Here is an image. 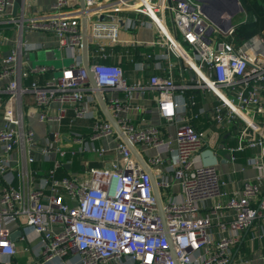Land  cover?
I'll return each instance as SVG.
<instances>
[{
    "label": "built area",
    "instance_id": "obj_1",
    "mask_svg": "<svg viewBox=\"0 0 264 264\" xmlns=\"http://www.w3.org/2000/svg\"><path fill=\"white\" fill-rule=\"evenodd\" d=\"M84 1L85 10L74 0H55L48 12L19 18L10 12L13 0H0V23L16 24L19 30L15 39L0 36V257L17 254L11 236L21 228V239L31 229L40 243L35 264H72L69 256L74 255L79 258L74 264H264V254L255 261L236 260L233 251L240 233L264 217V31L237 45L230 8L211 7L213 21L204 11L209 0ZM83 11L98 53L90 63L98 88L121 131L144 147L140 151L151 172L92 109L94 88L79 60ZM129 12L147 20L120 15ZM146 22L162 38L151 44H169L193 70L189 82L177 83L170 68L151 75L145 86L130 85L122 65L109 60V44H135L122 40L121 28ZM31 31L52 33L70 63L57 70L31 66L27 55L36 47L25 38ZM216 32L226 39L216 42ZM143 88L155 93L161 118L176 123L173 134H163L155 124L138 126L128 115L129 104L117 93H143ZM192 88L207 89L217 98L209 111L219 127L240 123L238 142L221 144L232 163L239 153L254 150L247 163L260 173L253 180L230 190L218 166L205 164L210 140L193 123L198 114L186 113L185 94ZM77 119L91 120L86 132L50 131L53 138L36 137L35 122L61 126ZM110 152L114 157L107 161ZM88 156L102 165H92ZM66 164L78 165L79 171L59 173Z\"/></svg>",
    "mask_w": 264,
    "mask_h": 264
},
{
    "label": "crops",
    "instance_id": "obj_2",
    "mask_svg": "<svg viewBox=\"0 0 264 264\" xmlns=\"http://www.w3.org/2000/svg\"><path fill=\"white\" fill-rule=\"evenodd\" d=\"M55 0H24L23 6L18 8L17 14L13 15L12 7L10 6V12L13 16L21 17V13H24L25 17L36 16L39 14H44L50 10L51 4ZM74 5L80 7L79 0H74ZM123 17L131 16L141 19H146L144 16L136 13H122L120 14ZM247 18V17H246ZM107 20L110 18L106 17ZM147 20V19H146ZM242 22V21H241ZM238 23L237 25L241 24ZM81 23V20H80ZM120 25H124V22H120ZM19 33L18 27L16 24H2L0 23V36H8L10 39L17 38ZM120 37L122 40L134 41L135 44L118 42L117 44H109L107 46V51L111 52L110 61L120 63L124 69L125 78L130 85L140 84L145 86L148 84L149 77L153 74H163L170 70L177 83L183 84L184 82H189L190 78L193 77L194 72L190 69L183 60L176 54L169 44H156L152 45L154 41H158L161 36L158 33L157 28L154 24L146 22L144 25H137L134 28L126 29L124 27L120 30ZM25 38L32 41L36 48L30 50L27 55L28 63L32 65L50 64L53 68L60 69L67 62L68 57L67 53L64 50L58 48L56 39L54 35L46 31H31L25 33ZM38 44H43V46H37ZM178 49L185 55L187 60L189 59L187 54L182 50L180 46ZM57 51L60 53V62L56 63H47L49 60L55 61L58 58ZM42 53V54H40ZM149 53L157 54L158 57L150 58L147 55ZM96 44L90 40L89 42V64L92 63L96 57ZM162 54H165L166 57H161ZM3 55L0 53V59ZM43 58L44 62L41 61ZM80 62L84 65L82 57V46L79 56ZM143 64V66H141ZM143 93L139 90L133 92L132 94H127L126 91L121 90L117 93L124 103L129 104L128 115L131 117L132 121L138 126H146L149 124L158 125L163 134L174 133L176 128V123H168L161 118L155 93L149 88H143ZM90 96L89 91L87 92V97ZM95 104L93 103L92 109L97 108L98 114H100L105 119L106 116L102 111V108L97 100L96 94ZM187 100V114L191 116L192 114H198V118L194 119L193 123L196 125L198 130L202 131L208 140H210V148L213 155L216 157L215 164L218 166L222 177L225 180H228V189L233 190L239 187L241 181L244 180H253V178L260 173V171L248 165L247 159L254 153V150H246L245 152L238 154V159L235 162H230L228 160V153L223 149L224 143L235 144L238 142V125L240 123L236 120L234 125H226L225 127H219L215 124L210 116L209 109L213 104L217 102V98L207 89L202 88H192L188 90L185 94ZM192 97V98H191ZM191 98V99H190ZM96 106V107H95ZM138 107V108H136ZM91 120L89 119H77L71 125L68 124V121L64 122L61 126L56 124H46L44 130V137L41 139L37 137L38 140L45 139L46 136L53 138L54 132H86L89 129ZM40 123L35 122L34 127ZM36 135L38 131L35 127ZM139 150H144V147L141 145L138 146ZM218 149L225 151L220 154ZM205 151V153L207 152ZM154 151V150H153ZM217 153V154H215ZM92 160L91 164L94 166L102 165L97 161L95 156H88ZM114 154L110 152L106 155L107 161H109ZM207 159V153L206 158ZM42 169H46L47 165H41ZM73 172L76 173L79 171V166L75 165ZM69 164H67L59 169V173L68 174L70 173ZM264 174V170H263ZM177 189V188H176ZM232 214L230 211H225L224 215ZM15 231H20L15 239L17 247V254L13 256H1V264H35L39 260L40 255V243L37 239L35 233L29 229L26 232L27 238L21 239V235L25 232L18 228ZM14 231V232H15ZM217 231V228L214 227L213 233ZM13 232V233H14ZM217 235V234H216ZM215 238V234H213ZM27 247V249H26ZM234 254H236V260L247 259V260H258L262 254H264V217H261L256 220V222L248 229L240 233L239 242L233 249ZM79 260L78 256H69V261L74 264ZM264 263V260H263ZM112 264V263H111ZM127 264H131L130 262Z\"/></svg>",
    "mask_w": 264,
    "mask_h": 264
},
{
    "label": "water",
    "instance_id": "obj_3",
    "mask_svg": "<svg viewBox=\"0 0 264 264\" xmlns=\"http://www.w3.org/2000/svg\"><path fill=\"white\" fill-rule=\"evenodd\" d=\"M23 2H24V0H13V7H12L13 15L17 14L18 8L23 6ZM209 3L210 4L204 8V11L207 13V15L213 21H214V17H213L212 12L210 11L211 7H214V6L217 7L219 5H227L230 8L229 12H228V18H229V15L231 16V14L233 13L232 12L233 9H237L239 11H241L243 9L239 0H209ZM79 5H80V8L82 10H85L86 7H85V1L84 0H79ZM81 33H82V57H83L84 66L86 67V69L89 72L90 82L94 88V92H95L97 100H98V102L102 108V111L104 112L107 120L113 125L114 129L118 133L121 134L123 141L129 146L130 150L132 151L134 156L138 159V161L143 166V168L146 171L151 172L150 166L148 165L147 161L145 160V158L141 154V151L121 131L118 122L116 121V119L113 117V115L109 111L107 104H106V101H105L101 91L98 88L95 75L92 72V70L90 69V64H89L90 34H89L88 18H87L85 11H83V14L81 17ZM206 153H207V159H205V161H204L205 164H215L216 157L213 155L212 151L207 150ZM67 167H68V164H67ZM152 184H153V188H154V194H155V197L157 200L158 211L162 216H164V212L162 209V199H161L158 184H157V181H156V178L154 175H152ZM18 235H20V231H15L14 233H12L11 237L13 239H15ZM177 264H178V262H177Z\"/></svg>",
    "mask_w": 264,
    "mask_h": 264
},
{
    "label": "rangeland",
    "instance_id": "obj_4",
    "mask_svg": "<svg viewBox=\"0 0 264 264\" xmlns=\"http://www.w3.org/2000/svg\"><path fill=\"white\" fill-rule=\"evenodd\" d=\"M239 1H240L241 5H242L243 9L241 11H239L238 13L234 14L233 16L229 15V19L233 22V24H238L243 19H245L249 15V13H248L249 11H253L255 13H259L262 17H264V10L261 7L262 4H264V0H239ZM258 10L263 11V13H261ZM262 32H263V30L262 31L260 30L257 34H262ZM214 37H215L216 42H222V41H224L226 39L224 36L219 34V32H216L214 34ZM182 45L187 49V51L189 53L193 54L192 50L189 48L188 45H186L185 43H182ZM40 54H42V53H40ZM57 55H58V58L55 61L49 60V62H47V63L59 64V62H60V60H59L60 53L58 51H57ZM43 60L44 59L41 58V61H43ZM69 63H70V60L67 58V62L65 63V65H68ZM43 64H46V63H43ZM48 65H50V64H48ZM46 126L47 125H44L42 123L37 124L35 126L37 131H38V135L37 136H38L39 139H41V137H44V130H45ZM218 150H219L220 154L225 152L222 149H218ZM149 151L153 152V149H150Z\"/></svg>",
    "mask_w": 264,
    "mask_h": 264
},
{
    "label": "trees",
    "instance_id": "obj_5",
    "mask_svg": "<svg viewBox=\"0 0 264 264\" xmlns=\"http://www.w3.org/2000/svg\"><path fill=\"white\" fill-rule=\"evenodd\" d=\"M261 7L264 10V4H262ZM258 11L263 13L261 10ZM248 13L249 15L247 16L246 21L237 25L235 28L233 37L237 45L241 44L249 37L257 34L260 30L264 31V17L253 11H249Z\"/></svg>",
    "mask_w": 264,
    "mask_h": 264
},
{
    "label": "clouds",
    "instance_id": "obj_6",
    "mask_svg": "<svg viewBox=\"0 0 264 264\" xmlns=\"http://www.w3.org/2000/svg\"><path fill=\"white\" fill-rule=\"evenodd\" d=\"M164 115H165V116H168V115H170V114H169V113H164Z\"/></svg>",
    "mask_w": 264,
    "mask_h": 264
}]
</instances>
